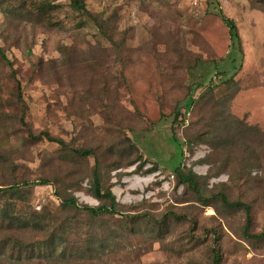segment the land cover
I'll list each match as a JSON object with an SVG mask.
<instances>
[{
  "label": "rangeland",
  "instance_id": "rangeland-1",
  "mask_svg": "<svg viewBox=\"0 0 264 264\" xmlns=\"http://www.w3.org/2000/svg\"><path fill=\"white\" fill-rule=\"evenodd\" d=\"M47 1L54 9L37 16L33 3ZM81 1L82 10L73 0L0 1V48L12 65L0 59V185L14 176L31 182L57 176L62 195L98 206L87 177L96 156L80 161L45 136L33 140L29 134L49 132L69 147L99 154L133 144V157L141 159L112 169L111 190L131 213L169 220L160 234L140 223L91 259L72 249L84 248L99 221L80 216L66 240V257L34 256L12 264H210L215 245L209 228L219 232L221 264H264V240L238 236L243 211L218 199L198 201L174 176L181 162L200 176L224 169V155L215 149L219 139L200 135L212 130L221 137V116L264 132V0ZM221 12L235 21L241 42L230 38ZM208 85L215 93L205 95ZM188 98L202 100L190 106ZM176 107L180 124H174ZM251 136H237L235 142L240 148L257 144ZM78 167L81 172L72 179L83 181L69 188L66 175ZM251 174L249 182L231 181L223 171L210 177L207 187L251 203V231L258 233L264 227V168ZM54 192V185L26 188L13 199L17 215L30 219L50 211L44 218L52 229L67 213ZM172 213L179 217L170 218ZM116 217L104 220L105 228L120 224ZM34 235L45 236L18 231L24 243ZM3 252L0 264H8Z\"/></svg>",
  "mask_w": 264,
  "mask_h": 264
},
{
  "label": "trees",
  "instance_id": "trees-1",
  "mask_svg": "<svg viewBox=\"0 0 264 264\" xmlns=\"http://www.w3.org/2000/svg\"><path fill=\"white\" fill-rule=\"evenodd\" d=\"M15 1H21V4L24 2V0ZM24 4L25 2L22 5ZM33 4L37 7V16L45 14L48 15L54 9L51 1H47V4L44 2ZM72 4L76 5L79 10L85 9L81 0H73ZM221 18L225 27L229 30L230 38L233 41L238 40L241 42V36L235 21L223 12H221ZM0 59L12 67L10 61L1 48ZM219 74L225 75L226 72L220 71L219 69ZM230 81L234 80L231 79ZM229 83L230 82L226 83V85L228 86ZM206 88L205 95H211L216 91L212 85H208ZM19 99L22 100L21 93L19 94ZM230 99H233V96ZM201 100L202 98L199 102ZM199 102L193 101L192 98H188L186 103H189L188 105L191 106V104L196 105V103L198 105ZM179 115V109L176 107L174 124H180L178 119ZM218 124L222 127L220 133L223 135H221V137L212 130H202L200 135H202V137L210 135L214 139H219L220 145L219 147H215V149L217 151L216 153L224 155L223 165H221L224 169L222 171H217L214 174L211 172L207 176H200L197 175L191 167H187L181 162L175 168L174 176L177 177L178 185L186 186V188L198 201L208 203L210 200L218 199L222 202V205L227 208L243 211L245 213V223L242 227V232L239 233L238 236L251 242L262 241L264 240V227L258 233H253L251 231L254 217L253 211H251V203L243 200H229L225 190L220 189V191L215 192L213 190H208L207 186L210 177L223 173V171L230 175L229 179L231 181H236V179L239 178H244L245 181L248 182L251 181V179H253L251 177L252 171L254 169L264 168V132L257 127H250L246 125L242 121L235 119L232 115H228L224 118L221 116L218 120ZM232 132H235V134H232ZM249 135H252L251 137L253 138L255 137L258 140V143L240 148L239 141L235 142L236 139L238 137L244 138V136L247 137ZM29 136L33 140H38L40 137L45 136L47 141L55 142L62 146L63 149H69L67 152H71L72 156L80 161L87 160L90 155H95L96 164L91 168L87 177L90 178V194L99 201V205L93 207L86 204H80L72 193L62 195L60 188L57 187L60 181L57 176L52 178L46 177L39 181L32 182L29 180H20L16 178V176L11 177L12 182L0 185V233L4 235L1 239H5L0 240V252L4 251L3 255L6 259L10 260L8 264H12L13 261L20 262L23 259H29L34 256L47 257V259L51 260L53 259L51 257L54 255H56V257L53 260H60L61 258L66 257L69 248L66 240L69 237L71 232L70 230L75 227L74 220L78 219L80 216L90 220L99 221L97 228L89 229L84 243V248L82 250L72 249L75 250L76 255L81 253H84V255H87V253L90 254L91 259L93 258L95 252L98 253V250H104L105 243H110L115 241L117 238H120V233L127 234L128 232H134L140 223L152 225L151 229L158 233L161 227L166 226L167 221L169 220L167 215L159 219H155L152 216L154 218L153 219L149 213H131L132 210H128V207L120 204L111 190L112 186L110 184L109 176L112 169L131 166L141 159L139 157H133L132 149L135 148L133 144H130V147H126L124 149L123 147L119 148V150H123L117 153L105 151L99 154V152H96L91 148H76L74 146L69 147L64 141H62V139L53 137L49 132H42L39 135L30 133ZM188 149L192 151V146L189 145ZM229 168L230 172H228ZM78 169L79 167L74 172L70 171L66 175V178L68 179L67 185L69 188H75L80 185L81 181H83L81 180L79 182L78 178L75 182L72 179L77 173L81 172V170ZM81 179H83V176ZM41 185L55 186L54 193L60 199L62 208H64L65 212H67L66 216L60 222L56 223L52 229H49L50 219L47 221L46 225L44 218L46 215L47 218L50 216V211H47V213H34L30 219L23 218L17 215L18 212L15 209L16 204L13 202L14 197H21L22 192L25 191L26 188ZM116 216H121L122 219H120V224L115 225V228L107 226L105 228L104 220L115 221L118 219ZM177 217L179 216L176 213H172V217L170 218ZM157 226L158 229L156 228ZM27 229L42 232L45 236L35 240L36 236L34 235V240H28L24 243L19 239L18 231ZM208 232L212 233L215 245L214 248H210L213 251L210 264H221L220 250L218 249L219 232L215 228H209ZM100 254L102 255L103 253L100 252ZM84 255L82 254V256ZM80 259L82 260L83 258L80 257ZM86 263L83 262L82 264Z\"/></svg>",
  "mask_w": 264,
  "mask_h": 264
}]
</instances>
